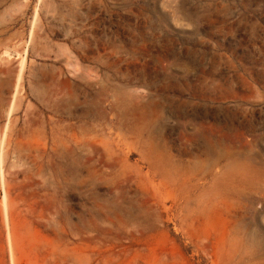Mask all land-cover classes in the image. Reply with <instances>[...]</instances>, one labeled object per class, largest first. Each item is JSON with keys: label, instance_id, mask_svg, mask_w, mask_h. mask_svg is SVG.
I'll list each match as a JSON object with an SVG mask.
<instances>
[{"label": "rangeland", "instance_id": "obj_1", "mask_svg": "<svg viewBox=\"0 0 264 264\" xmlns=\"http://www.w3.org/2000/svg\"><path fill=\"white\" fill-rule=\"evenodd\" d=\"M0 264H264V0H0Z\"/></svg>", "mask_w": 264, "mask_h": 264}, {"label": "bare ground", "instance_id": "obj_2", "mask_svg": "<svg viewBox=\"0 0 264 264\" xmlns=\"http://www.w3.org/2000/svg\"><path fill=\"white\" fill-rule=\"evenodd\" d=\"M4 183V182H3ZM5 198V206H6V197H4Z\"/></svg>", "mask_w": 264, "mask_h": 264}]
</instances>
